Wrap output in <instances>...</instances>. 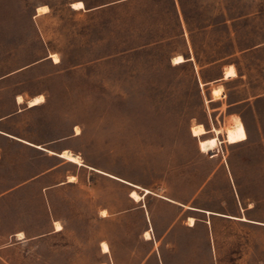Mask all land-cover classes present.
<instances>
[{
    "label": "rangeland",
    "instance_id": "1",
    "mask_svg": "<svg viewBox=\"0 0 264 264\" xmlns=\"http://www.w3.org/2000/svg\"><path fill=\"white\" fill-rule=\"evenodd\" d=\"M0 264H264V0H0Z\"/></svg>",
    "mask_w": 264,
    "mask_h": 264
},
{
    "label": "bare ground",
    "instance_id": "2",
    "mask_svg": "<svg viewBox=\"0 0 264 264\" xmlns=\"http://www.w3.org/2000/svg\"><path fill=\"white\" fill-rule=\"evenodd\" d=\"M83 5H84V2L83 1H78L73 6L76 7V8H80ZM48 8H49L48 5H43V6L39 7L38 8V14L46 13L48 11ZM51 57L56 62H59L60 61L58 55L55 54V53L51 54ZM184 60H185V57L183 55H178V56H176L174 58V61L176 63L182 62ZM235 73H236L235 68L232 65L229 66V67L227 66V69L225 71V77L234 76ZM44 100H45V98H44V96L42 94L41 95H38V96H35L34 98H32L29 101V106L39 105L42 102H44ZM18 101H19V103L24 102V98H23L22 95H19L18 96ZM76 131H77V133H80L79 127H77V130ZM205 132H206V129H205V127H204L203 124L195 125L193 127V134L194 135H201V134H203ZM60 155L62 157H65V158H67V159L75 162V163L83 164L82 159H81V156L78 155V154H76V153H74L71 150H68V149L63 150L60 153ZM75 178H76V176L75 175H72V176H70L69 181H73ZM150 191H151L150 189H146V193H149ZM130 195H131L132 198H134V199H136L138 201L141 200L144 197V195L139 194L136 190H132L131 193H130ZM173 201H175V200H173ZM103 213H104L103 215H105V216L107 215V211L106 210H104ZM244 219H246V218H244ZM195 221H196V218L193 217V216H191L190 217V225L191 226L195 225ZM55 226H56V230L57 231H60V230L63 229V225L59 221H55ZM145 234H146V237L148 239L152 237V232H151L150 229L147 230L145 232ZM19 236H23V232L18 233V237ZM101 245H102L103 252H109L111 250V247H110V245H109V243L107 241H103Z\"/></svg>",
    "mask_w": 264,
    "mask_h": 264
},
{
    "label": "crops",
    "instance_id": "3",
    "mask_svg": "<svg viewBox=\"0 0 264 264\" xmlns=\"http://www.w3.org/2000/svg\"><path fill=\"white\" fill-rule=\"evenodd\" d=\"M102 251H103V249H102ZM110 251H111V250H110ZM110 251H109V252H110ZM109 252H105V253H109Z\"/></svg>",
    "mask_w": 264,
    "mask_h": 264
}]
</instances>
